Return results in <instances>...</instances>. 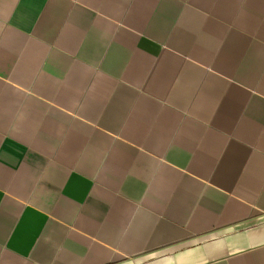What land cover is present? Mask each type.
Returning <instances> with one entry per match:
<instances>
[{"label": "crops", "instance_id": "crops-1", "mask_svg": "<svg viewBox=\"0 0 264 264\" xmlns=\"http://www.w3.org/2000/svg\"><path fill=\"white\" fill-rule=\"evenodd\" d=\"M0 264H264V0H0Z\"/></svg>", "mask_w": 264, "mask_h": 264}]
</instances>
